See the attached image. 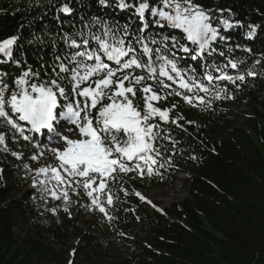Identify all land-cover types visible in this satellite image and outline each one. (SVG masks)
Returning <instances> with one entry per match:
<instances>
[{
    "label": "snow or ice",
    "instance_id": "obj_1",
    "mask_svg": "<svg viewBox=\"0 0 264 264\" xmlns=\"http://www.w3.org/2000/svg\"><path fill=\"white\" fill-rule=\"evenodd\" d=\"M95 2L98 11L69 22L68 31L57 16L55 32L0 37V65L19 70L11 78L0 70V153L20 162L38 193L32 199L46 211L71 215V197L83 193L82 206L111 222L120 193L130 195L124 177H162L182 154L169 126L187 132L195 121L178 111L181 102L211 111L216 101L234 99L229 85L239 89L260 74L264 53L248 67L236 55L252 49L231 32L246 28L244 38L252 39L261 26L246 25L231 8H205L200 0ZM76 11L73 0L57 8L69 17ZM48 43L57 47L52 62L29 64L25 45ZM25 148L33 150L27 157ZM131 194L156 207L139 191Z\"/></svg>",
    "mask_w": 264,
    "mask_h": 264
},
{
    "label": "trees",
    "instance_id": "obj_2",
    "mask_svg": "<svg viewBox=\"0 0 264 264\" xmlns=\"http://www.w3.org/2000/svg\"><path fill=\"white\" fill-rule=\"evenodd\" d=\"M61 2L0 0V37L19 31L26 40L32 32H55L57 16L63 17L68 31L69 22L98 11L95 0H73L76 14L64 16L57 12ZM200 2L205 8H231L246 25L261 26L252 39L244 38L246 28L231 32L233 41L252 49L250 54L236 53L245 59V67L251 66L264 53V0ZM106 14L111 15V10ZM117 17L124 22V13ZM25 47L34 67L50 64L57 50L50 43ZM0 70H7L10 78L19 73L10 64L0 65ZM256 70L260 74L247 77L239 89L229 85L234 99L216 101L211 111L181 102L178 111L186 120L195 121L185 125L187 132L169 126L180 141L177 149L182 154L178 151L174 167L162 177L131 181L124 177L130 195L120 193L121 200L112 212L116 218L111 222L82 206L87 202L83 193L71 197V215L62 209L57 215L46 211L42 201L32 199L38 193L30 187L31 180L24 178L22 168L16 167L20 162L0 153V168L4 169L0 179V264H264V61ZM240 102L249 111L246 123L237 127L227 112ZM24 151L27 157L26 151L33 150ZM179 172L191 174L189 197L163 211L155 208L149 212L131 194L170 184ZM60 203L49 201L48 207ZM89 214L105 227L96 228ZM74 238L79 240L75 254L68 256L62 246Z\"/></svg>",
    "mask_w": 264,
    "mask_h": 264
},
{
    "label": "rangeland",
    "instance_id": "obj_3",
    "mask_svg": "<svg viewBox=\"0 0 264 264\" xmlns=\"http://www.w3.org/2000/svg\"><path fill=\"white\" fill-rule=\"evenodd\" d=\"M248 111L249 108L247 105L244 102H240L228 109L227 116L230 117L229 120L234 121L235 126L240 127L246 123L248 119ZM225 133V135H227L228 131ZM26 153L28 154L29 151H26ZM51 159V156H48V160L50 161ZM44 162V160H41V163ZM36 166L37 165H35V167ZM190 179L191 174H188L187 172H179L175 175L170 184L156 186L152 189H138L137 191L142 193L148 200H151L152 204L156 205V207H152V205L146 202H142V205L149 212H153L155 208L163 211L165 208L170 207L174 202H179L189 197V186L187 182L190 181ZM89 218L93 220L92 223L95 227L99 226L100 229L105 227L104 224H100L95 219L94 215L89 214ZM78 241L79 240L77 238H74L68 242V246H62L63 250H68V256L73 255V249L77 245Z\"/></svg>",
    "mask_w": 264,
    "mask_h": 264
}]
</instances>
